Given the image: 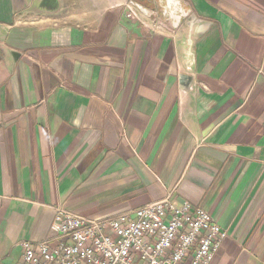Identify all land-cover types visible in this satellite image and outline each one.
I'll return each mask as SVG.
<instances>
[{
  "label": "crops",
  "instance_id": "1",
  "mask_svg": "<svg viewBox=\"0 0 264 264\" xmlns=\"http://www.w3.org/2000/svg\"><path fill=\"white\" fill-rule=\"evenodd\" d=\"M126 1L0 0V264L166 199L264 264V0Z\"/></svg>",
  "mask_w": 264,
  "mask_h": 264
},
{
  "label": "built area",
  "instance_id": "2",
  "mask_svg": "<svg viewBox=\"0 0 264 264\" xmlns=\"http://www.w3.org/2000/svg\"><path fill=\"white\" fill-rule=\"evenodd\" d=\"M126 17H150L138 0L124 4ZM51 236L24 241L18 264H210L226 232L210 214L168 199L112 219H92L55 210Z\"/></svg>",
  "mask_w": 264,
  "mask_h": 264
},
{
  "label": "bare ground",
  "instance_id": "3",
  "mask_svg": "<svg viewBox=\"0 0 264 264\" xmlns=\"http://www.w3.org/2000/svg\"><path fill=\"white\" fill-rule=\"evenodd\" d=\"M166 6V5H165Z\"/></svg>",
  "mask_w": 264,
  "mask_h": 264
},
{
  "label": "rangeland",
  "instance_id": "4",
  "mask_svg": "<svg viewBox=\"0 0 264 264\" xmlns=\"http://www.w3.org/2000/svg\"><path fill=\"white\" fill-rule=\"evenodd\" d=\"M143 5V4H142Z\"/></svg>",
  "mask_w": 264,
  "mask_h": 264
}]
</instances>
